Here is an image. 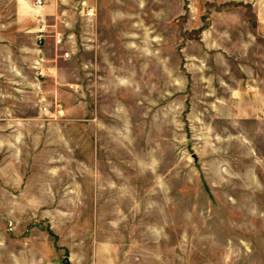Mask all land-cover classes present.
<instances>
[{"label": "rangeland", "instance_id": "1", "mask_svg": "<svg viewBox=\"0 0 264 264\" xmlns=\"http://www.w3.org/2000/svg\"><path fill=\"white\" fill-rule=\"evenodd\" d=\"M0 264H264V0H0Z\"/></svg>", "mask_w": 264, "mask_h": 264}, {"label": "built area", "instance_id": "2", "mask_svg": "<svg viewBox=\"0 0 264 264\" xmlns=\"http://www.w3.org/2000/svg\"><path fill=\"white\" fill-rule=\"evenodd\" d=\"M36 2H37L38 5H42L43 4V0H36ZM44 30H45V21L41 20V23H40V25L38 27V30H37V39H38L39 42H42L43 40L45 41V38H44L45 34H43ZM54 41H55L56 44H60L61 43L62 40H61L60 33H56ZM63 55L65 57H68V55H69L68 51L63 52Z\"/></svg>", "mask_w": 264, "mask_h": 264}, {"label": "crops", "instance_id": "3", "mask_svg": "<svg viewBox=\"0 0 264 264\" xmlns=\"http://www.w3.org/2000/svg\"><path fill=\"white\" fill-rule=\"evenodd\" d=\"M20 1H22V0H20Z\"/></svg>", "mask_w": 264, "mask_h": 264}]
</instances>
